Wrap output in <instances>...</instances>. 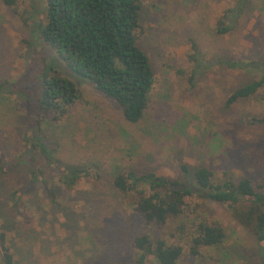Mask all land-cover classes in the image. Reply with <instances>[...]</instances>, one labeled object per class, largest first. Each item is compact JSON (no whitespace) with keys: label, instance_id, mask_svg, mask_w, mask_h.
<instances>
[{"label":"rangeland","instance_id":"obj_1","mask_svg":"<svg viewBox=\"0 0 264 264\" xmlns=\"http://www.w3.org/2000/svg\"><path fill=\"white\" fill-rule=\"evenodd\" d=\"M141 3L137 40L150 58L155 81L142 118L131 123L115 101L71 71L44 42V0H15L16 12L0 0V232L15 264L133 262L132 239L143 232L180 244L179 264H252L256 258L259 243L243 218L248 201L231 207L206 197L188 198L190 209L196 205L199 216L225 232L222 244L193 255V222L179 215L161 228L145 225L133 211V195L114 190L111 180L123 170L181 179L179 166L187 163L209 168L214 181L247 176L254 186L264 184V124L248 119L264 117V100L250 96L227 103L230 93L256 74L217 62L264 59V0H247L226 33L217 32V20L235 0ZM191 41L208 61L193 82ZM51 66L71 79L82 97L61 119L41 122L43 142L63 164L92 172L72 189L49 195L41 181L35 182L23 192L25 206L15 210L10 192L29 179L18 159L21 137L32 116L38 79ZM44 175L46 182L56 179L51 169ZM144 264L157 263L149 254Z\"/></svg>","mask_w":264,"mask_h":264},{"label":"trees","instance_id":"obj_2","mask_svg":"<svg viewBox=\"0 0 264 264\" xmlns=\"http://www.w3.org/2000/svg\"><path fill=\"white\" fill-rule=\"evenodd\" d=\"M44 1L46 21L41 28L44 42L71 71L86 78L102 96L115 101L128 122L139 121L155 81L150 58L137 40L141 0ZM3 2L13 10L16 7L15 0ZM246 2L235 0L236 5L223 10L217 20L218 33L232 29V17ZM188 57L191 65L189 81L193 82L208 67V61L203 60L193 41ZM217 62L227 68L256 74L255 79L233 90L227 103L250 96H260L264 100V59L233 57L219 58ZM81 97L78 86L54 66L48 67L38 79L32 100V116L24 126L22 154L18 158L27 166L29 179L10 192L15 210L20 209L21 203L25 206L23 192L35 182L41 181L49 195L54 190L72 189L92 172V169L63 164L52 157L41 136V122L61 119ZM248 119L264 124V117L252 116ZM36 156H41V162ZM17 165L15 162L14 166ZM45 169L54 171L56 179L46 182ZM179 170L181 179L158 175L153 171L136 173L123 170L114 174L111 185L123 195H133V211L145 225L161 228L179 215H184L188 223L193 222L196 225L191 233L190 251L193 255H198L202 248L222 244L225 232L221 225L199 216L196 205L190 209L186 201L188 198L206 197L231 207L239 200L248 201L243 218L252 226L259 243L252 264H264V184L254 186L247 176H224L214 181L209 168H191L187 163H181ZM132 245L136 251L133 262L110 264H144L149 254L153 255L157 264H179L183 252L180 244H169L165 238L153 239L149 232L136 235ZM0 251L4 264H15L4 232H0Z\"/></svg>","mask_w":264,"mask_h":264}]
</instances>
